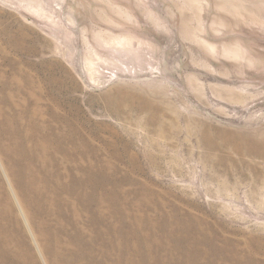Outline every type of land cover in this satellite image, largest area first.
Instances as JSON below:
<instances>
[{"label":"rangeland","instance_id":"obj_1","mask_svg":"<svg viewBox=\"0 0 264 264\" xmlns=\"http://www.w3.org/2000/svg\"><path fill=\"white\" fill-rule=\"evenodd\" d=\"M0 264H264V0H0Z\"/></svg>","mask_w":264,"mask_h":264},{"label":"bare ground","instance_id":"obj_2","mask_svg":"<svg viewBox=\"0 0 264 264\" xmlns=\"http://www.w3.org/2000/svg\"><path fill=\"white\" fill-rule=\"evenodd\" d=\"M44 142H45V140H44ZM40 219V218H39ZM42 220V219H41ZM55 251V250H54Z\"/></svg>","mask_w":264,"mask_h":264}]
</instances>
